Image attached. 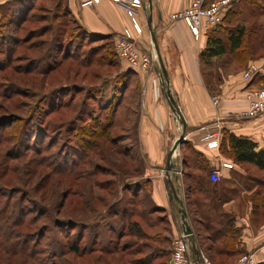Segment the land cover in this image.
I'll use <instances>...</instances> for the list:
<instances>
[{
    "label": "rangeland",
    "instance_id": "1",
    "mask_svg": "<svg viewBox=\"0 0 264 264\" xmlns=\"http://www.w3.org/2000/svg\"><path fill=\"white\" fill-rule=\"evenodd\" d=\"M14 5L13 0L0 3V209L5 210L7 208L9 210L7 213L12 214V211H17L14 209L17 207V201H20L27 209L25 210L27 211L25 213L26 220L32 216L34 218L39 216L34 223L39 224L45 220V217L41 215L45 209L48 214L56 218H91L94 216L93 209L105 210L104 205L108 204L109 191L115 189V186L117 187L116 190L119 189L117 191L119 195L123 193L129 198L133 189L135 196L136 194L143 196L146 192L143 184L144 180L147 179L140 175L138 177L140 186L123 190L124 181L137 178L125 176L124 169L115 171L116 160L114 152L111 151L112 145H109L108 142L103 144L102 139H96L97 137L91 135H88V138H95V142L99 145L93 149L90 148L88 152L86 151V157L78 167H72L76 170L75 174L62 175L57 173L54 168L52 169V166V170L48 167L39 171L38 167L35 166L33 148H39L41 144L43 145L40 148L45 150L43 156L51 157L50 160H57L56 152L62 148V144H65L62 155L65 164L78 161V156L74 155L77 152V146L73 142L74 131L70 127L64 128L59 122L74 115L78 105L83 101L85 103L84 109H81V119L78 123L82 126L83 131L97 129L98 122L104 124L105 116L109 117L110 111L109 108H104L110 105L112 97L119 94L116 85L120 86V80L119 83H116L114 74L119 65L122 66L123 61L118 55L119 60L116 58L114 48L113 53L108 50L109 42L106 39L92 36V39L88 41L85 33L82 32L78 35L75 20L68 11L63 9L62 0H33L31 7L28 8V6L25 11H22V16L15 22L12 18ZM246 11L248 10L246 9ZM244 14L246 19L242 23L248 28L247 42L256 50L255 57L250 58V60H254L259 56L261 57L259 54L262 51V56L264 55V48L258 49L256 46L260 36H264V13L248 15V12H244ZM236 22L233 21L232 25ZM229 25L231 24L225 18L220 27ZM254 28L259 34L256 37L252 36L250 30ZM5 51L8 52L7 55ZM87 59H92L90 65L78 66L81 64L80 60ZM250 60L248 59L246 64L242 66L232 61L229 54H225L211 59L209 63L200 61V71L204 82L217 90L223 75L228 73L233 74L241 71V77L246 81L243 77L244 71L250 64H255L249 62ZM47 61L48 63L53 62L55 65L47 73H44L41 68ZM32 64L35 65L31 69L29 67ZM155 70H157V65ZM258 73L257 71L256 75ZM83 83L95 87L83 89L81 87ZM132 84H135V81ZM60 85L66 87L59 90L60 87L56 86ZM52 87L58 89L52 96L47 97L46 92ZM263 87L264 84L258 85L257 88ZM138 95L137 92L129 91L120 104L118 118L121 117V119H129L130 121L124 123L118 121L119 128L111 129L112 132L122 134L121 138L129 137L123 139L122 142L135 151L136 159H139L140 151L135 138V124L133 127L136 116L132 110L135 107L134 99L137 100ZM55 102H60L62 106L67 104L68 109L66 110L73 108V111H67L65 116V109L61 108L58 111L56 108V110L49 109L48 105ZM128 102H130L131 108H129ZM129 111L132 112L129 113ZM22 120L25 122L23 127ZM39 129L37 141L36 134ZM110 134L109 132L105 136L110 138ZM86 135L83 137L87 138ZM186 152H188V148ZM77 153L80 154L81 152L78 151ZM68 167H71V163ZM42 175H46L48 178L40 187L38 185L40 183L39 177ZM145 184L150 185L149 182ZM65 190L69 193L60 206L61 194ZM103 196L107 197L105 202L102 201ZM9 203L12 204L10 208L5 206ZM140 206L134 205L138 211ZM158 216L164 218L167 214L158 211L146 215V218L154 220ZM138 217L145 220L141 215ZM107 218L113 220L112 215H107ZM134 218L137 217L134 216ZM27 224H24L22 228H26ZM146 224H143V228L150 235L148 240L144 242L152 245L144 247L142 253L148 254L147 252H151L152 249L159 250L157 245H153L156 243L150 242V240L155 234L164 236L167 223L156 222L152 227ZM75 232L76 227L72 223L66 227V233L63 232L62 235L58 233L57 238L63 246L72 239L79 241L80 246H83V235L84 238L91 235L87 229H84L83 235L79 237L72 236ZM47 236L52 240L56 237L52 234ZM44 238L43 240H45ZM115 238L116 236L112 231L104 229V235L94 243V246L109 245L108 241L110 239L114 241ZM123 239L132 240V237H124ZM166 245L167 243L163 242L162 246ZM64 248L61 254L56 255L52 253L43 254V248L42 253H38L36 257L41 261L45 257L43 262L47 264H131L130 259L133 258L129 250L123 253L120 250H116V252L95 250L92 253L78 256L66 247ZM169 256L168 253L161 254L150 264H167ZM0 264H31V261L25 257L0 251Z\"/></svg>",
    "mask_w": 264,
    "mask_h": 264
},
{
    "label": "crops",
    "instance_id": "2",
    "mask_svg": "<svg viewBox=\"0 0 264 264\" xmlns=\"http://www.w3.org/2000/svg\"><path fill=\"white\" fill-rule=\"evenodd\" d=\"M82 2L63 0L66 10L88 31L117 36L128 30L141 47L151 49L155 55L156 64L150 70H134L133 74L139 93L135 136L144 161L142 176L149 180L152 202L167 214L157 221L167 223L166 234H155L150 240L159 248L152 249L150 261L160 256L163 249L170 255L173 239L182 233L175 190L186 211L194 246L208 259L210 254L216 264H232L237 256L248 252L254 255L257 264H264V169L232 158L227 137L229 134L246 137L256 143L257 149H264V115L239 118L236 114L245 104V92L264 84V55L249 59L260 68L258 79L252 77L246 82L241 71H237L223 75L217 90L209 89L199 59L206 35L195 38L183 20L170 19L189 0H143V7L135 16L136 25L131 23L126 10L112 0H93L90 5ZM161 65L167 81L162 76ZM121 67L125 69L127 65L122 62ZM213 96L218 97L216 105ZM171 100L185 123V133L172 155L174 166L167 170V153L183 131ZM217 128L221 133L219 147L209 149L201 136ZM223 162L231 166L224 167ZM212 169L221 173L216 182L209 179ZM189 171L200 174L202 180L185 178V172ZM190 183L195 191L189 205L185 196ZM163 242L167 245L162 246ZM190 256H194L192 251Z\"/></svg>",
    "mask_w": 264,
    "mask_h": 264
},
{
    "label": "trees",
    "instance_id": "3",
    "mask_svg": "<svg viewBox=\"0 0 264 264\" xmlns=\"http://www.w3.org/2000/svg\"><path fill=\"white\" fill-rule=\"evenodd\" d=\"M15 5L13 6L14 11L13 13V22L17 19H19L22 16V11H25V9L28 7H31L32 1L33 0H13ZM60 2V1H59ZM60 5V4H58ZM62 6L63 9L66 10L63 0H62ZM24 8V10H23ZM246 9L248 11H246ZM67 11V10H66ZM244 12H248V15H256L264 13V0H237L231 4V6L226 10L222 20L214 27L208 29L205 32L206 35V40H205V46L199 53V59L202 62H207L209 63L211 59L229 54L231 57V60L236 62L237 64H241L244 66L248 59L255 57L256 50H254L249 43L247 42V33H248V28L246 27L245 24L242 22L246 19V16ZM71 14L70 12H68ZM73 17V16H72ZM75 20L76 28L79 33H85L87 36V40L89 41L92 39V36L94 37H101L103 39H106L109 43L108 50L113 53V48H114V38L115 36L112 35H99L93 32L88 31L84 26H82L75 17H73ZM225 18L228 19L229 23L231 25L229 26H224L220 27V25L224 22ZM233 21H238L236 24L232 25ZM252 32V36L256 37L258 36V31L254 29H250ZM224 35H221V34ZM260 40L256 44V46L259 48H264V36H260ZM105 40V41H106ZM107 44V45H108ZM113 44V46H112ZM6 55L8 54L7 51H5ZM114 53L115 49H114ZM263 51L259 54L262 56ZM257 55V54H256ZM258 55V56H259ZM116 58L117 53L115 54ZM260 57V56H259ZM258 57V58H259ZM44 59V58H43ZM5 60V59H4ZM7 60V59H6ZM5 60V61H6ZM119 60V59H118ZM40 62V61H39ZM80 63L78 66H87L92 63V59H87V60H80ZM98 64V63H97ZM35 65V64H34ZM33 64L29 68H33ZM55 64L53 62H45L44 66L41 68V70L44 71V73H47L50 68H52ZM36 68V67H35ZM69 68V67H68ZM40 70V71H41ZM28 71V70H27ZM43 73V74H44ZM134 74V69L132 68H125L122 69L121 65H119V68L116 70L114 74V78L116 80V83H119L120 80V86L116 85L117 92L119 94L116 97H112L110 100V105L105 106L104 109L109 108V117L107 115L105 116V121L104 124H101L98 122V128L93 129L89 131V129H86L87 132H84L82 129V126L78 125L81 116V109H84V104L83 101L80 102L78 105L79 107L77 108V111H75L74 115L71 117H67L64 120L60 121L59 124L63 126L64 128H72L74 131L73 134V142L77 146V152L80 151L81 153L78 154L77 152L74 153V155L78 156V161L73 162L71 161V167H68L69 164H65L64 158H63V152H64V147L65 144L61 145V149H59L56 153V158L57 160H50L48 156H43L44 151L42 148V145L39 146V148L34 147L33 148V154L35 159H33L35 166L38 167L39 171L40 169H45L48 168L52 169L54 168L57 173L60 174H70L73 175L76 173V170L72 169V167H78V165L83 162V159L86 157V151L91 148L93 149L98 146L99 143L95 142V138H88L90 135L97 137L96 139H102L103 144L108 142L109 145H112L111 151L114 152V158L116 160V169L115 171L118 172V169H124L125 171V176L128 177H133L137 178L134 180H126L123 182L122 188L123 190L132 189V187L135 186H140V182L138 177L140 175H143V169H144V161L141 157L139 156V159H136V154L135 151L132 150V148H129L124 142H122L123 139L129 138L124 137L121 138L120 133H115L112 132L111 129L114 128H119V122L122 121L123 123L125 121H130L129 119L125 120L124 118L121 119L119 117V110L121 107L122 101L125 99L126 95L131 92H137L138 93V83L136 82V77L133 75ZM132 78V79H131ZM257 78V75L255 74L253 76V79ZM135 81V84H132V82ZM209 89H211V86H209L207 83H205ZM60 87L59 90H62L63 87L66 86H56ZM56 87L49 88L46 92V96H52L54 92H56ZM81 87L83 89H88V88H94V85H85L84 83L81 84ZM250 88H255V87H250ZM249 88V89H250ZM214 89V88H212ZM116 92V93H117ZM137 95V94H136ZM139 96V95H138ZM114 98V101H113ZM139 102V97L137 100L134 99V105L135 109L133 108L132 111L133 114L136 112V107L138 106ZM128 102L129 108H131V105ZM66 106H62L60 102H55L53 104H49L48 108L52 110H60L65 109V116L67 111H73V108L68 109V105L65 104ZM133 107V106H132ZM56 108V109H55ZM51 111V110H50ZM132 111H129L132 112ZM130 117V116H129ZM92 118V117H91ZM135 121L133 122V127H134ZM25 125V122L22 120V127ZM20 128V130L22 129ZM41 127V126H40ZM122 128V127H121ZM120 128V129H121ZM110 129V131H109ZM19 130V131H20ZM39 131L36 134V139L38 141L39 139ZM110 134V138H108L107 135L108 133ZM87 134V135H86ZM83 135H86L87 138H84ZM89 135V136H88ZM124 135V134H123ZM228 141H229V150H230V155L232 158L239 162H248L252 163L258 168L264 169V149H257L256 148V143L250 140L249 138L246 137H241V136H236L234 134H229ZM136 138V136H135ZM137 141V138H136ZM122 143V144H120ZM102 144V143H101ZM138 144V142H137ZM220 144V143H219ZM119 145V146H118ZM86 153V154H85ZM25 155V154H23ZM19 157V156H18ZM82 160V161H81ZM68 161V160H67ZM118 162V163H117ZM136 162V164H135ZM55 164V166H53ZM97 168V167H96ZM51 169V170H52ZM40 174V173H39ZM38 174V175H39ZM185 178L187 177L190 181L195 180L197 177L198 181H201L200 174H194L191 171L185 172ZM196 175V176H195ZM47 176L42 175L39 177L40 187L44 184V181H47ZM149 182V180H144V189H146V192L143 196H136L134 195V190L132 189V195L128 198L126 197L125 194H120L117 193L116 190L117 187L115 186V189L109 191V200L108 204H105V210H100L99 208L93 209L94 216L88 219H73V218H56L52 217L51 214H48L47 210H43L41 212V215L45 217V220L39 224H34L36 223L37 218H29L26 220L25 213L27 211L26 208H24V205L22 202L17 201V207L14 210H17L15 212L12 211V214H9V210L5 208V210L0 209V251L7 253V254H14L17 256L25 257L31 261V264H47L44 261V258H42V261L36 257L38 253H42V249L44 248V253L47 255L49 253H52L54 255L56 254H61L64 251V247L71 251L72 253L78 254L79 255H84L86 253H92L95 250H99L101 252L105 251H111V252H116V250H120L122 253L125 251H130V253L133 255V258L130 259L131 264H150L152 261L150 259L152 258V251L146 253H142L144 247H149L147 241L150 233L146 232L143 228V224H146L147 222L149 224H146L149 227H152L155 225L157 221L160 220V216H158L156 219H151V218H146V215H151L155 212L161 211L155 204L152 202L151 197H150V185L145 184ZM189 190V193L185 196L187 204L190 205V202L192 203V194L195 191V188L192 187L191 183L187 186ZM69 191L65 190L61 194V200L59 202V205L61 206L63 204V201L65 197L68 195ZM107 197L103 196L102 201H106ZM13 204H16L13 202ZM11 203L5 204V206L10 208ZM19 205V206H18ZM134 205L140 206L141 208L138 210L135 209ZM188 206V205H187ZM50 210V209H49ZM25 211V212H24ZM29 211V210H28ZM59 209L57 210L58 213ZM31 212V211H30ZM29 213V212H28ZM107 215H112L113 220L110 218H107ZM138 215L143 216L145 220H142L138 217ZM41 216V217H42ZM136 216L137 218H134ZM40 217V218H41ZM110 219V220H109ZM144 221V222H143ZM28 222V224H27ZM76 227V232L72 236L79 237L80 235L82 236L83 230L87 229L90 232V236L84 238L83 235V241L84 245L80 246L79 241H76L75 239L70 240V242L63 244L58 240L57 235H62L66 233V227H68L70 224H72ZM24 224H27L26 228H22ZM104 229H107L108 231H112L116 238L110 239L108 241L109 245H101V246H94V243L101 238V236L104 235ZM59 231V232H58ZM64 232V233H63ZM103 232V234H102ZM48 234H52L53 236L56 235V237L52 240L51 238H48ZM77 235V236H76ZM132 237V240H126L123 239L124 237ZM156 235H152L154 238ZM43 237H45L43 240ZM151 237V236H150ZM42 238V240H41ZM79 239V238H78ZM123 239V240H122ZM145 239V240H144ZM52 240V243H50ZM140 244H138V242ZM166 241L168 239L166 238ZM151 242V241H150ZM42 245V246H40ZM112 249V250H110ZM166 250L163 249V251L160 253L161 254H167L165 252ZM159 255V254H157ZM209 259L213 262L212 264H216V262L213 260L210 254H208ZM99 258V257H97Z\"/></svg>",
    "mask_w": 264,
    "mask_h": 264
},
{
    "label": "built area",
    "instance_id": "4",
    "mask_svg": "<svg viewBox=\"0 0 264 264\" xmlns=\"http://www.w3.org/2000/svg\"><path fill=\"white\" fill-rule=\"evenodd\" d=\"M121 5L127 12V15L133 25H136L135 16L143 7V0H112ZM237 0H189V4L170 15L171 20H183L190 33L195 37L216 26L223 18L226 10L233 2ZM93 0H83V5H90ZM114 49L118 57L134 70L148 71L155 63V55L151 49L141 47L133 36L125 30L115 36ZM259 67L250 64L243 77L248 82L251 77L259 72ZM245 104L236 114L239 118H255L264 115V87L250 88L244 95ZM218 97L213 96V104H217ZM214 123H217L214 122ZM217 127V126H216ZM220 129L206 131L201 139L205 142V146L209 149L219 147ZM222 166L230 167L231 164L223 162ZM221 178L219 169H212L209 172V179L216 182ZM167 264H196L190 256V244L185 235H177L172 242V248ZM197 264H212L210 260L203 254L199 253ZM232 264H257L252 253H242L236 257Z\"/></svg>",
    "mask_w": 264,
    "mask_h": 264
},
{
    "label": "water",
    "instance_id": "5",
    "mask_svg": "<svg viewBox=\"0 0 264 264\" xmlns=\"http://www.w3.org/2000/svg\"><path fill=\"white\" fill-rule=\"evenodd\" d=\"M150 35H151V40H152L154 49H155L156 53L158 54L157 45H156L155 37H154V33L151 30H150ZM161 70H162V76H163V78L167 81V75H166L165 69H164V67L162 65H161ZM171 108H172V110L174 112H176V113L179 114V110L176 107V105L173 103V100H171ZM180 120L182 122L183 131L176 138V140L174 141L171 149L167 153V163H166V169L167 170H171L173 168L174 165L171 162L172 155H173L175 149L177 148V146L181 142H183V137H184V133H185V123H184L183 119H181V117H180ZM173 194H174V198L179 202V205H180V208H178V211L180 212V217H181V222H182V233L181 234H183V235L186 236V238H187V240H188V242L190 244V251H192L194 253V256H191V257L193 258L194 262L197 264L198 263V259H199V253H200V251L194 246L193 232L191 230L190 225L186 221V211L183 208V203L178 198L175 190H173Z\"/></svg>",
    "mask_w": 264,
    "mask_h": 264
},
{
    "label": "bare ground",
    "instance_id": "6",
    "mask_svg": "<svg viewBox=\"0 0 264 264\" xmlns=\"http://www.w3.org/2000/svg\"><path fill=\"white\" fill-rule=\"evenodd\" d=\"M178 116H180V114L177 113Z\"/></svg>",
    "mask_w": 264,
    "mask_h": 264
}]
</instances>
